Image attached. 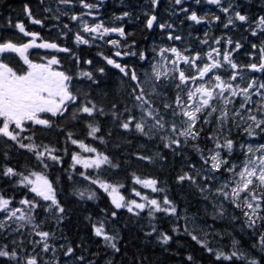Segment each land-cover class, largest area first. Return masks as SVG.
Instances as JSON below:
<instances>
[{
    "label": "trees",
    "instance_id": "trees-1",
    "mask_svg": "<svg viewBox=\"0 0 264 264\" xmlns=\"http://www.w3.org/2000/svg\"><path fill=\"white\" fill-rule=\"evenodd\" d=\"M10 1L12 0H0V7H5L0 18V28L7 27L3 24L10 12H21V5L26 0H17L18 4L15 6H5ZM10 41L17 44L25 42L22 39ZM52 43L69 51L72 47L71 52L61 53L58 59L63 72L72 77L71 90L79 98L75 104H69L63 115L50 118L42 113L41 118L47 116L50 127L29 122L25 124L27 128L24 127L21 135L25 139L23 144H34L38 146V151H44L45 146L55 149L52 154L59 157V161L49 159L45 153L44 162L41 163L33 151L27 147L21 148L17 141L0 135V195L10 199V207L15 209L21 206L20 201L24 199L33 201L38 206L31 208L26 205L27 212L33 218V223L39 226L38 229L24 233L14 232L13 224L0 228V250L16 253L15 258L0 257V263L27 264L28 259L35 257L38 264H64L67 258L65 252L71 247L74 249L71 257L79 264H247L251 258L264 264V254L257 239L258 232L245 230L247 226L239 221V213L232 202L215 194L220 182L209 171L210 167L204 163L200 153L207 146L208 137L217 134L212 126H199L197 129H202L199 139L189 143L180 137V146L173 145L171 148L165 147L170 141L161 138L172 135L171 133L144 135L135 129L136 120H133L130 129L125 130L120 125L130 116L136 115L132 109L134 97L128 93L131 89H125L124 95L121 93V83L113 78L102 73L94 74L91 79L82 75L86 69L84 63L83 67L79 62L82 60L81 55L85 56V50L79 53L72 43ZM42 56L38 50H33L30 58L37 61ZM9 57L10 59L4 58L2 62L8 63L17 74L22 73L23 62L16 54H9ZM86 101L102 108L104 114H78L73 119V111ZM126 108L130 111H125ZM114 112L116 115H113ZM89 124L100 128L97 138L88 135ZM165 125L167 129L170 122L166 121ZM232 126L231 121L223 126V139L233 137ZM68 133H72V139L82 141L96 148L97 152L107 155L112 164L118 167L104 164L98 169H85L82 165L74 164V154L85 159H94L96 153L85 152L78 145H73ZM142 156L151 159H140ZM44 164H47V168ZM8 167L29 177L33 172L45 175L52 182L56 197L65 209L63 220L58 221L57 217L61 214L55 210L48 211V205L34 195L35 193L29 192L28 186L21 185L19 176H4L3 171ZM81 173L91 179H85ZM185 174L192 175L195 183L187 179L181 182L178 178ZM136 177L142 180L156 179L157 188L163 191H150L142 184H137ZM92 179L116 186L119 194L125 197L126 203L133 199L139 202L135 191L145 194L149 199L155 198L161 204L167 196L176 206L177 213L169 215L158 212L150 216L148 207L131 213L127 208L115 209L108 192L92 183ZM202 188L210 191H201ZM81 191L85 192L84 199L78 195ZM91 192L96 193L95 198L88 199ZM141 203L147 202L143 200ZM113 211L116 212L115 217L111 215ZM136 212L139 214H135ZM100 221L104 222V229L108 234L118 237L115 242L119 252L108 247L102 237L95 236L93 225L99 226ZM37 231L54 234L47 241L49 249L52 250L51 255L49 251L47 256L41 254L43 242L36 235ZM161 234H167L172 239L164 244L160 239ZM193 235L213 251L209 252L201 243L193 240ZM233 241L237 242L235 248ZM240 244L246 249V260L233 258L229 261L216 258L219 252L230 254L233 251H243ZM81 256L84 257L83 260L78 259ZM189 256L192 257L191 260L188 259Z\"/></svg>",
    "mask_w": 264,
    "mask_h": 264
},
{
    "label": "snow or ice",
    "instance_id": "snow-or-ice-1",
    "mask_svg": "<svg viewBox=\"0 0 264 264\" xmlns=\"http://www.w3.org/2000/svg\"><path fill=\"white\" fill-rule=\"evenodd\" d=\"M69 2L70 0H60V3L64 4ZM157 2L158 0H153L154 4ZM208 2L217 5L221 4V0H208ZM82 3L83 7L86 9H92L96 7L90 3L83 2V0ZM175 3L179 5L182 3V0H175ZM183 10L187 11L186 9ZM222 11L227 13L229 8L223 7ZM88 14L91 15L90 12ZM28 15L31 16L30 10H28ZM124 15L127 16L128 13H125ZM188 18L192 21H195L196 23H201V21L204 19L203 17H198L195 12H193ZM72 19H82V17L72 16ZM216 19L218 20L219 17H216ZM235 19L241 22H246L248 17L240 14V12H235ZM156 20L157 17L152 15L147 20V27L152 28L153 23ZM33 23L39 24L41 21L33 20ZM229 23H233L232 18H229ZM259 25L260 30L264 31V17H260ZM227 26L228 25L226 24L225 27ZM15 27L18 28L19 32L23 33L25 36H31L32 40L28 43L21 44L13 43L11 41L2 42L0 43V54L8 52L19 54L24 63L28 66V69L23 74H17V72L9 67L7 63L0 61V125H2L0 126V135L8 137L13 141H17L21 148L27 147L30 151H33L41 163L44 162L45 153L48 154L49 159L53 161H59L60 158L52 154L55 149H50L45 146L44 151H38V146L34 144H23L18 139L19 132H16L15 129H19L20 132H23L25 130L24 125L26 122L50 127V121L48 119L41 118L42 113H50L52 116L63 115L64 112L68 110L69 104L76 103L79 97L71 90L72 77L63 71H56L53 69V65L59 64V61L55 57L49 59L47 63H34L27 55L28 49L33 47L57 49L64 52L69 51V49L59 48L55 43L44 42L37 44L36 33L27 32L25 26L22 23L15 25ZM159 27L163 29L165 27H171V25L160 24ZM83 31L93 34L94 36H99V38H103L104 35L109 33H118L121 37L125 35L124 29L122 27H106L103 23H96L94 26H89L85 22L83 24ZM256 34L257 33L254 31L253 35ZM173 38L176 40L181 39L180 36L173 37L171 34H169L168 39L171 40ZM75 39L77 43H89V40L85 39L79 33L76 34ZM110 43L113 45H118L119 41L112 40ZM204 43H208V41L205 40ZM215 43L219 44L220 40H216ZM232 43L233 42L231 39L227 40L228 45H232ZM240 47L241 45L236 43L235 48L238 50ZM252 47L256 49L258 46L253 44ZM168 51L173 53L176 57V59L172 60L171 63L174 66L173 71L178 72L179 83L176 85L177 88H180L181 85H188L189 81L195 82L197 79L203 81L204 78L208 76V74L214 73V70L223 68L225 64H227L232 70H237L240 67L231 59L230 53L225 52L221 54L218 48L207 51L204 56H201L199 52L195 53L193 56H189L184 55L176 47H172L170 49H161V56H163V54ZM213 53H215V56ZM259 53V63L254 62L247 65V68L254 72H264V43L259 46ZM115 55L120 56L121 53L117 51ZM221 55L223 57V62L216 58L220 57ZM141 58L143 59L144 57L142 56ZM106 59L108 64H113L116 68H119L121 72H125V68L121 67L120 64L116 63L112 59ZM197 61H202V64L197 65ZM178 62H183L184 64L188 65L189 68L195 69L196 73H198V76L196 74L186 76L185 71L179 69ZM88 63H91V61H88ZM101 71L103 70L101 69ZM154 74L156 79H159L161 76L159 68L155 66ZM82 75L87 76L89 79L92 78L91 73L85 72L82 73ZM164 75L167 76V73H164ZM238 75L243 81L244 77L237 71L228 72L227 79L222 78L219 74H214L213 77H209L206 82L200 83L199 86L195 87L194 90H187V100H184V98L178 94L173 102L176 106L175 108H173V103H165L164 108L172 109L171 115L173 117L182 116L185 118L179 122L173 119L166 129L164 117L160 114L159 109L153 108L151 106L152 101L147 99L145 96V89L140 86L139 78L133 71L131 74V79L133 81H137V85L132 89V93L135 94L137 89H139V94L134 95L135 100L140 102L136 105V107L140 108L141 113L145 114L146 117L151 118L152 120V123L147 125L148 130L146 131L145 128L147 121L145 119V115H142L140 122L135 123V129L144 135H150L152 133L158 135L160 132L171 133L172 135L161 137L162 139H168L170 141L169 143L165 144V147L171 148L173 145L179 147L181 143L180 137H183L185 142H187L189 138L192 140L199 139L200 131H202V129H197L196 125L201 115H205L203 122L207 124L210 122L208 117H211L214 113L219 112L217 117L219 122L218 128L222 129L225 123L229 120V110L227 106L229 104H234V98L239 96L242 97V103L240 104V109L232 112V119L235 120L236 117H240V120L247 124V127L244 129V131L249 135L255 134L256 129H260L261 132H264V82H257L256 79H249L248 82L244 84L243 87H241L240 84L234 85L232 83L233 81H237ZM253 89H255V91H253ZM225 93H228V95H225ZM253 95L259 97V100L254 102L252 100ZM188 101H191L192 103L189 104ZM213 101H219L223 106L218 108L213 104ZM253 103L256 104V107H249V105ZM146 105L148 107H145ZM177 109H179V111H177ZM125 111L130 110L126 108ZM96 112L104 114L102 108H98L97 105L91 101H86L73 111L72 117L73 119H76L78 114H87L88 116H92ZM114 115L116 114L114 113ZM133 120H135V117L130 116L128 120L123 122L120 126L125 130H128L130 129V125L132 124ZM12 125H14L15 128L10 130ZM88 128L90 129L88 135L92 136L93 138H97V133L100 132V128L98 126H93L92 124H89ZM173 136L175 138H173ZM68 137L73 145H78V147L83 149L85 152L96 153V157L94 159H85L79 154H74L72 156L74 164L82 165L85 169H98L104 164L118 167V165L112 164L107 155L97 152L96 148L90 147L82 141L72 139V133H68ZM100 139L102 140V138ZM208 139L214 142V148L208 150L212 154L208 157H204L203 150L200 151L204 163H210L209 171L218 172L222 166H227L224 170L232 174V179L226 181L216 188L215 194L218 196H223L226 200H230L237 208H246L248 211H245L244 215L249 228H255L258 221L264 223V215H262V213H264V144H261L257 147L248 145L245 151V159L240 165H237L229 164L228 159L222 157L221 151L217 150H226L228 155H231L235 146V142L233 140L225 139V141L221 143L219 136L215 134L210 135ZM240 148L241 150H244V145H240ZM140 159L150 160L151 158L142 156ZM44 167L47 168V164H44ZM237 168H240L241 170L237 171ZM3 175L8 177L19 176V183L24 186H30V191L32 193H35L36 196L42 198L43 201L50 202V204L47 206V210H55L56 213L61 214L57 217V220H63L65 209L63 206H61L56 197V190L53 187L52 182L45 175L33 172L31 173V177L33 178H30L23 173L16 172L11 167L4 169ZM81 175H83L85 179H91L84 173H81ZM178 179L181 182L187 179L192 181V183H195V178L188 174L182 175ZM205 179H207V177H205ZM91 182L98 184L101 189L109 193L115 209L127 208V211L131 213L134 212V210L143 211L146 207H148L150 216H154V214L158 212H164L169 215H175L177 213L176 206L167 198V196L163 198V202L161 204V202L157 199H149L146 195L141 196L139 191L134 190L135 195L141 197V199L147 203H140L135 199L126 203L125 197L118 193L116 186L110 185L106 182L98 181L96 179H92ZM135 182L137 184H142L145 188H150L153 192L163 191V189L157 188L158 181L156 179L142 180L139 177H136ZM229 184H234V186L231 187L230 191H227L226 189L229 188ZM205 190L210 191V189H201V191ZM78 195L81 199L85 198V192L83 191L79 192ZM95 195V192H91L87 198L93 199L95 198ZM242 195L243 199L241 200ZM20 203L29 205L31 208L38 206L34 204L33 201L28 199H24L20 201ZM10 205L11 200L5 198L3 195H0V212H4L7 215V220L16 218L20 221L27 219L28 223L33 222V218L28 216L26 213H22L19 217H17V212H22V210L11 208ZM135 214L138 215L139 212H136ZM111 215L115 217L116 212L113 211ZM5 226L6 222H0V228H4ZM33 227L38 229L39 226L33 225ZM93 227L95 236L102 237L105 244L114 251H120L117 243L115 242L118 237L108 234L105 231L103 221L99 222V226L93 225ZM153 231H155V228H153ZM174 231H179V229H174ZM36 235L41 237V241L43 242L42 250L45 252L49 251L50 245L47 243V241L48 238L54 234L47 231H37ZM160 239L162 243L167 244L172 239V237L168 236L167 234H161ZM192 239L197 240L198 243H201L202 246L207 248L209 252L213 251V249L207 247V244H204L202 241L198 240L195 235L192 236ZM236 243V241H233L234 248ZM258 244L262 249H264V232L260 234ZM73 252L74 249L69 247L67 248L65 255L70 256ZM0 257L15 258L16 253L14 251L10 253L8 251L0 250ZM216 258H223L229 261L233 260V258L241 260L247 259L244 253L238 254L237 251H233L230 254L219 252L216 254ZM78 259L83 260L84 257L81 256ZM188 259L191 260L192 257L189 256ZM27 264H38V261L35 257H33L27 260ZM247 264H258V261L254 259L248 260Z\"/></svg>",
    "mask_w": 264,
    "mask_h": 264
},
{
    "label": "flooded vegetation",
    "instance_id": "flooded-vegetation-1",
    "mask_svg": "<svg viewBox=\"0 0 264 264\" xmlns=\"http://www.w3.org/2000/svg\"><path fill=\"white\" fill-rule=\"evenodd\" d=\"M83 2L90 3L96 7L86 9L83 7L82 0H70L67 4L60 3V0H26L21 5V12L12 11L6 16L3 25L6 24L7 27L0 28V42H8L11 39H22L25 41L24 43L30 42L32 37L25 36L15 27V25L22 23L27 32L37 34V44L44 42L72 43L77 52L82 53V50H85L86 54L85 56L81 55L82 60L79 63H82V66L84 63L85 67H83L86 69V72L91 73V76L102 73L105 76L113 78V80L119 81L123 87L121 93H124V95L128 88L131 89L128 90V93L134 97L132 89L137 85V81L131 79V74L134 71L139 78L140 86L145 91L147 87L144 85V81H147L152 86H155V89L158 91H164L168 102L171 103L174 102L178 94L184 100H187V90H194L195 87L199 86L200 83L206 82L214 74H219L222 78L227 79L228 72L237 71L244 79L242 81L238 75L237 81H233L232 83L234 85L240 84L241 87L249 79L264 82V72H254L247 68V65L251 63H259V46L264 43V31L260 30L259 19L260 17H264V0H221L220 5L209 3L208 0H198V2L197 0H182V3L179 5L175 3V0H158L155 4L153 0H83ZM16 4H18V1L12 0L6 3L5 6H15ZM223 7L229 8V11L227 13L222 11ZM4 8V6L0 7V18L3 16L2 11ZM28 10L31 11V16L28 15ZM89 12L91 15L88 14ZM193 12L198 17L204 18L201 23H196L188 18ZM235 12H240V14L247 16L248 20L241 22L235 19ZM125 13H128V15L125 16ZM152 15H155L157 20L153 23L152 28H148L147 20ZM72 16L82 17V19L73 20ZM216 17H219V19L217 20ZM229 18H232L233 23H229ZM33 20H39L41 23H33ZM85 22L89 26L103 23L106 27H122L125 35L121 37L118 33H109L104 35L103 38H99V36H94L83 31V24ZM160 24L171 25V27L161 29L159 27ZM226 24L228 25L227 27H225ZM254 31L257 33L256 35H253ZM77 33L88 39L89 43H77L75 39ZM169 34L173 37L180 36L181 39L176 40L173 38L170 40L168 39ZM228 39L232 40V45L227 44ZM112 40H118L119 44H111L110 41ZM205 40L208 43H204ZM216 40H220V43L216 44ZM236 43L241 45L238 50L235 48ZM253 44H256L258 47L254 49L252 47ZM172 47H176L184 55L189 56H193L197 52L201 56H204L207 51L218 48L221 54L225 52L230 53L231 59L240 67L237 70H232L225 64L223 68L214 70V73L208 74L203 81L199 79L195 82L189 81L188 85H181L180 88H177L176 85L179 83L178 72L173 71L174 66L171 63L176 57L170 51L165 52L163 56L160 54L161 49H170ZM33 50H38L43 54L42 57H38L37 61L30 58ZM71 51L64 52L57 49L33 47L28 49L27 55L34 63H44L47 59L53 57L59 61L58 58L61 53H69ZM117 51L121 53L120 56L115 55ZM9 54H16L23 62L24 69L19 74L26 72L28 66L17 53H2L0 54V61L4 58L10 59ZM213 55L215 56V53ZM142 56L144 57L143 59L141 58ZM106 58L120 64L121 67L125 68V72H121L113 64H108ZM216 58L223 62L222 55ZM88 61H91V63H88ZM178 64L179 69L185 71L186 76L192 74L198 76L195 69L189 68L183 62H178ZM201 64L202 61H197V65ZM58 65L59 68L55 65L54 70L63 71L62 65L60 63ZM8 66L10 67L9 64ZM141 66L142 69L140 68ZM154 66L159 68L161 72L160 78H164L165 80L156 79ZM164 73H167V76ZM137 90L139 91V89ZM225 95H228V93H225ZM252 100L256 102L259 100V97L253 95ZM188 103L191 104L192 102L188 101ZM241 103L242 97L237 96L234 98V104L227 106L229 110V120L227 122L231 121L233 125L231 132H236L231 137V140L235 142L234 147L238 152H240V145L246 144L250 136H254L255 138L252 143L254 142L256 145L264 144V132L256 129L255 134L249 135L244 131L247 124L241 121L240 117H236L235 120L232 119V112L240 109ZM213 104L218 108L223 106L219 101H213ZM175 107L173 103V108ZM249 107L255 108L256 104H250ZM171 112L168 110L170 123L173 119L177 122L185 119L182 116L173 117ZM45 114L50 118L52 117L50 113H43V115ZM218 115L219 112L208 117L210 122L207 124L203 122L205 115H201L196 128L202 125H207L209 128L212 126L213 130L217 128L218 133L214 132L222 139V133L220 135L222 129L218 128ZM225 133L227 135L228 131ZM188 142L191 143V138L188 139ZM210 144L214 146V143ZM253 259L251 258L250 260Z\"/></svg>",
    "mask_w": 264,
    "mask_h": 264
},
{
    "label": "rangeland",
    "instance_id": "rangeland-1",
    "mask_svg": "<svg viewBox=\"0 0 264 264\" xmlns=\"http://www.w3.org/2000/svg\"><path fill=\"white\" fill-rule=\"evenodd\" d=\"M49 59H47L44 63H47V61H48ZM53 67V69L55 68V65H53L52 66ZM56 67H58L59 68V65L57 64L56 65ZM165 80L164 78H159V80ZM158 82V81H157ZM144 85L147 87V90L145 91V96L147 97V99H149V100H151L152 101V107L153 108H157V109H159L160 110V114L164 117V121L166 122V121H169L170 122V120H169V116H168V110H170V111H172L171 109H167V111H166V109L164 108V104L165 103H171V102H168V98H166V95L160 90V91H158L157 89H155V86H152L149 82H147V81H144ZM153 87H154V90H153ZM139 94V91L137 90L136 91V93L135 94H133V95H138ZM164 94V95H163ZM158 95V96H157ZM160 95V96H159ZM158 97V98H157ZM159 99V100H158ZM162 100V101H161ZM160 101H161V103H160ZM133 103H134V108L132 107V109L133 110H135V112L134 113H136V115H135V120L137 121V122H140V119H141V116L142 115H145V114H142L141 113V110H140V108H138V107H136V105L137 104H139L140 102L139 101H136L135 99H134V101H133ZM145 107H148L147 105L145 106ZM162 107V108H161ZM133 113V114H134ZM166 114V115H165ZM165 115V116H164ZM145 119H146V121H147V124H146V128H147V125L148 124H151L152 123V120H151V118H148V117H146V115H145ZM26 123H29V122H26ZM25 123V124H26ZM24 127L25 128H27L25 125H24ZM15 128V126L14 125H12L11 126V128H10V130H12V129H14ZM15 131L16 132H19V137H18V139L23 143V141L25 140V139H22L21 138V135H22V133L23 132H20V130L19 129H15ZM214 131H216L217 133H218V129L216 128H214ZM235 133L236 132H234L233 133V135H235ZM220 135H221V132H220ZM220 138V137H219ZM225 139H227V138H220V142L221 143H223L224 141H225ZM192 140V139H191ZM208 140H210V139H208ZM253 140H255V138H254V136H250L249 138H248V140L246 141V144H243L244 145V150H241V148H240V152H238L236 149H235V147L233 148V155H232V153H231V158H233V160L234 161H232V159L229 157L230 155H228V153H227V151L226 150H223V149H217L218 151H221V153H222V157H224V158H227L228 159V161H229V164H237V165H240L241 164V162L245 159V151H246V148H247V146L248 145H252L253 147H257V146H259V145H256L254 142L252 143V141ZM210 143H213V141L211 140L210 141ZM209 142H208V144H207V146L205 147V148H202L201 150H203V155H205V157H208V156H210L212 153H210L208 150L209 149H213L214 148V146L213 145H209L210 144ZM200 153H201V151H200ZM209 165V167H210V163L208 164ZM225 167H227V166H222L221 167V169L217 172V171H212L213 172V174H215L216 175V177H217V179H216V181H218V182H220V184H218V185H221V184H223V183H225L226 181H229V180H231L232 179V174H230V173H228V172H226L224 169H225ZM241 169L240 168H237V171H240ZM227 174V175H226ZM30 178H33V177H30ZM237 179H238V177H237ZM234 186V184H229V188L228 189H226L227 191H230L231 190V187H233ZM219 187V186H218ZM217 187V188H218ZM28 190H29V192H31L30 191V186H28ZM149 190L150 191H152L150 188H149ZM119 193V192H118ZM109 194V193H108ZM34 195H36V194H34ZM145 195V194H144ZM144 195H142L141 194V196H144ZM38 197V196H37ZM219 197H221V198H223L224 199V197L223 196H219ZM41 201H43L42 200V198H40V197H38ZM137 198H138V200H139V202L141 203L143 200L141 199V197H138L137 196ZM243 199V195H242V197H241V200ZM228 201H230V200H228ZM44 203H45V205H49L50 204V202H46V201H43ZM231 202V201H230ZM233 204V203H232ZM233 207L235 208V210L237 211V213H239V221L241 222V223H243L244 225H246L247 226V222H246V217H245V215H244V212L245 211H248L246 208H237L234 204H233ZM18 209H21L22 210V212H17V217H19L22 213H26L27 215H28V212H27V206L26 205H24V204H21V206L18 208ZM262 215H264V213H262ZM29 216V215H28ZM0 222H6V226H8L9 224H13L14 226V228H15V230H14V232H20V233H24V232H26V231H28V230H31V231H33L35 228L33 227V225H35L33 222L32 223H28V221H27V219L26 220H24V221H20V220H18V219H16V218H13L12 220H7V215L4 213V212H0ZM257 228V229H256ZM247 229H250V231L252 230L253 232H258V237H257V239L259 240V236H260V234L262 233V232H264V223H261V222H257V226L255 227V228H249L248 226L247 227H245V230H247ZM41 238V237H40ZM240 247H241V250H243V251H237V252H239V253H244V254H246V249H244L243 247H242V244H240ZM42 249H43V246L41 247ZM51 251L52 250H50L49 249V255H51ZM262 253L264 254V249H262ZM47 252H45V251H41V254L44 256H47L48 254H46ZM0 264H2V263H0ZM64 264H79V262L76 260V259H74V258H72L71 257V255L70 256H68L67 255V258L65 259V261H64Z\"/></svg>",
    "mask_w": 264,
    "mask_h": 264
},
{
    "label": "bare ground",
    "instance_id": "bare-ground-1",
    "mask_svg": "<svg viewBox=\"0 0 264 264\" xmlns=\"http://www.w3.org/2000/svg\"><path fill=\"white\" fill-rule=\"evenodd\" d=\"M50 1H52V0H50ZM26 4V3H25ZM48 4V3H47ZM55 5V4H54ZM26 6V5H25ZM43 6H44V4H43ZM33 7V6H32ZM45 7V6H44ZM24 8V7H23ZM55 9V8H54ZM48 12V11H47ZM49 15V14H48ZM52 15V14H51ZM50 16V15H49ZM151 54H152V52H151ZM149 59V58H148ZM154 59V58H153ZM152 61V60H151ZM150 62V61H149ZM153 62V61H152ZM151 63V62H150ZM149 63V64H150ZM147 64V63H146ZM152 64V63H151ZM151 67V66H150ZM141 69H142V66L140 67ZM140 70V69H139ZM174 85V84H173ZM163 86V85H162ZM171 86V85H170ZM169 86V87H170ZM166 87H168V86H166ZM175 87V86H174ZM160 88V87H159ZM163 88V87H162ZM171 88V87H170ZM168 89V88H167ZM97 91V90H96ZM168 91V90H167ZM89 92V91H88ZM164 92V91H163ZM169 93V92H168ZM89 95V94H88ZM164 95V94H163ZM86 96H87V93H86ZM98 96V95H97ZM158 96V95H157ZM160 96V95H159ZM167 97V96H166ZM158 98V97H157ZM123 99V98H122ZM119 100V99H118ZM159 100V99H158ZM122 101V100H121ZM162 101V100H161ZM161 101H160V103H161ZM162 104V103H161ZM118 105V104H117ZM104 108H105V106H104ZM162 108V107H161ZM105 110H106V108H105ZM119 112V111H118ZM117 112V113H118ZM115 113V112H114ZM107 115V114H106ZM112 115V114H111ZM114 115V114H113ZM105 116V115H104ZM101 118V117H100ZM108 118V117H107ZM111 118H113V117H111ZM118 120V119H117ZM116 120V121H117ZM70 121H72V120H70ZM76 121V120H75ZM74 121V122H75ZM108 121H110V120H108ZM106 122V121H105ZM111 122V121H110ZM114 124V123H113ZM76 125V124H75ZM210 143V142H209ZM214 143V142H213ZM209 145H211V144H209ZM249 254H251V253H249ZM255 259V258H254Z\"/></svg>",
    "mask_w": 264,
    "mask_h": 264
}]
</instances>
